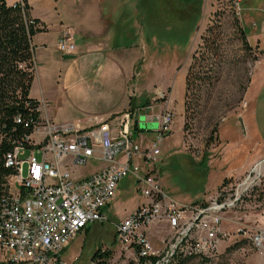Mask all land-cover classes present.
Instances as JSON below:
<instances>
[{"label":"rangeland","instance_id":"obj_1","mask_svg":"<svg viewBox=\"0 0 264 264\" xmlns=\"http://www.w3.org/2000/svg\"><path fill=\"white\" fill-rule=\"evenodd\" d=\"M206 1L204 7V0H163L160 3L140 0L135 9H125L120 23L134 18L135 24L130 21V24L122 25L125 33L121 42L141 55L136 68H130L129 90L133 103L131 107L129 97L130 107L126 112H132L133 117L134 113H140L138 127L141 134L138 136L152 141V132L158 125L149 117L147 106H153L154 112L166 108L170 91L167 88L171 86V98L175 101L167 109L173 113L174 121L160 146L156 168L164 192L179 203L207 205L225 188L224 197L234 193L238 184L250 175L251 182L242 201L223 214L222 228L228 234L219 240L216 250L207 255L181 258L176 264H247L248 261L264 264V258L256 253L259 250L241 232H236L240 227L236 221L245 222L251 231L263 228L264 150L260 151V148L264 143V93L257 104H250L249 111H255L249 112L252 119L249 120L247 114L243 117V123L247 122V125L243 128L240 124L237 147H233L232 141L224 145L219 137L221 124L236 117L246 107L256 63L264 61V47L249 43L241 36L237 29L239 18L230 0ZM244 3H239L242 18L245 17ZM33 13L43 15L46 12L36 3ZM247 28H250L249 23ZM51 37L50 33H40L34 38L30 96L44 100L42 110L45 114V107L51 121L88 126L95 115L101 114V97L86 94L77 84L64 89L61 85L64 73L65 82L74 81L73 70L68 68L73 58L50 43ZM40 43L48 44L47 51L55 60L54 65L42 59ZM187 72H190L189 103L185 105ZM115 123L116 120L112 121ZM32 137L37 141L39 134L33 133ZM249 148H256L257 152L253 149L251 153ZM245 155H255L252 164L236 176H226L227 168H240L247 161L243 159ZM203 157L206 159L201 162ZM101 165L99 161L91 160L85 167L72 168L71 174L78 177ZM116 198L106 208L112 222L126 218L143 201L130 175L119 182ZM157 228L162 235L168 233L165 224L153 226V241H156V235L160 236L156 234ZM114 231L111 222L89 224L63 251V258L69 264H98L102 260L105 264H127L124 252L114 241ZM97 249L108 251L110 255L92 262V254ZM1 261L6 262V259L0 252Z\"/></svg>","mask_w":264,"mask_h":264},{"label":"built area","instance_id":"obj_2","mask_svg":"<svg viewBox=\"0 0 264 264\" xmlns=\"http://www.w3.org/2000/svg\"><path fill=\"white\" fill-rule=\"evenodd\" d=\"M239 16L241 0H230ZM21 6L23 1L19 0ZM57 47L71 54L75 45L68 32ZM161 94V93H160ZM156 116L157 129L152 141L135 136L132 125L140 113L126 112L115 124L94 116L88 126L55 123L48 117L23 119L30 133L4 154V166L11 170L5 177L0 195V252L2 264H69L63 251L89 224L111 222L114 241L124 252L127 263L174 264L188 255H207L227 236L222 228L224 212L235 208L251 179L248 175L234 193L224 197L226 188L207 205L182 204L163 190L156 168L160 146L170 132L173 113L164 108ZM33 133L39 134L34 141ZM102 163L93 171L73 177L72 168L85 167L89 161ZM130 175L143 201L124 219L109 220L106 208L115 200L119 182ZM236 221V220H234ZM236 232L255 240L264 253V227L251 231L245 222ZM165 224L168 233L153 226Z\"/></svg>","mask_w":264,"mask_h":264},{"label":"crops","instance_id":"obj_3","mask_svg":"<svg viewBox=\"0 0 264 264\" xmlns=\"http://www.w3.org/2000/svg\"><path fill=\"white\" fill-rule=\"evenodd\" d=\"M22 1L29 4L30 14L33 18L39 19L43 24L45 22L49 23L48 26L45 25V31L34 35L33 42L34 38L40 33H50L52 34L50 43L52 42V44L56 47L58 39L64 32H68L71 36V40L75 45V50L73 53L66 56H71L73 58V62L70 66H68V68L69 70H73L74 81L71 83H68V81L65 82L64 77L66 76L64 73V75L61 76V80L63 82L61 85H63L64 89H68L69 87L77 84L86 94L100 96L102 102L100 117L108 119L111 124L112 121L118 120L119 117L126 113L130 107L129 97H132L130 96L131 90H129V78L132 73L130 68H136L135 64L141 56L140 53H137V51H133L135 49H131L128 45L126 47L121 42L123 39V33H125L122 25L130 24V21L135 24V19H130V21L125 20L120 23V18L125 14V9H135L140 0ZM157 1L160 3L163 0ZM242 1H245L242 7L245 17L242 18L239 12V23L245 33L247 41L257 46H261L262 48L264 47V0H241V2ZM16 2H19V0H7L8 4H14ZM36 3L45 9V14L39 15L33 13V7ZM206 4L207 1L204 0V7ZM136 14L137 11H134L135 16H137ZM247 23L250 24L249 29L247 28ZM40 44L43 48L41 51L43 53L42 59H44L47 64L54 65L55 60L52 58L51 53L47 51L48 44ZM59 72L61 75V71ZM167 89L170 91L168 94V100L166 101V108L173 106L172 102L175 101L171 98V86ZM159 91L161 90L159 89ZM263 93L264 61H259L256 63L254 75L247 92L246 107L236 117L226 119V121H224L219 128L220 141L224 143V145H227L228 141L233 142V147H237L238 144H240L236 140L241 132L240 124L243 125V128L247 125V122L246 124L243 123V117L247 114L250 117L249 120L252 119L249 112L255 113V111H249L250 104H257L258 98L262 96ZM34 99L38 101L40 117L49 118L48 111L45 107V114L42 110L43 104H41V102L43 103L44 100L42 98V100L37 98ZM117 100L118 102H116ZM139 134H141V132H137L135 135L138 136ZM230 134L231 136L229 137ZM153 136L154 132H152V137ZM253 149L249 148L251 153ZM254 150L255 151L253 152H257L256 148ZM262 150H264V143L260 148V151ZM249 155H245L243 157V159L247 161L242 164L240 168H227L228 170L226 172V176H236L240 172H243V170L249 166L248 164L251 165V162L255 160V155L248 157ZM260 168L261 166L258 170ZM116 199L117 198H115L114 201H116ZM111 204L108 207H110ZM261 217L263 223L262 227H264V215H261ZM70 243L67 245L65 250L68 248ZM256 253L264 258V253ZM250 262L251 261H248L247 264H250Z\"/></svg>","mask_w":264,"mask_h":264},{"label":"trees","instance_id":"obj_4","mask_svg":"<svg viewBox=\"0 0 264 264\" xmlns=\"http://www.w3.org/2000/svg\"><path fill=\"white\" fill-rule=\"evenodd\" d=\"M237 29L247 41L238 21ZM45 30V25L31 16L27 2L23 1L21 6L19 2L8 4L7 0H0V195L5 191V177L11 173L4 166V154L32 130V126L24 127L23 123H17L16 117L25 120L40 118L38 101L30 96V88L35 61L33 36ZM189 75L190 72L185 75V105L189 103ZM132 103L130 97L131 107ZM132 128L135 134L141 131L136 122ZM205 159L203 157L201 162ZM225 181L226 178L223 179ZM109 255L108 251L97 249L91 260L93 262ZM98 264H105V261Z\"/></svg>","mask_w":264,"mask_h":264},{"label":"bare ground","instance_id":"obj_5","mask_svg":"<svg viewBox=\"0 0 264 264\" xmlns=\"http://www.w3.org/2000/svg\"><path fill=\"white\" fill-rule=\"evenodd\" d=\"M256 170H258V169H256ZM250 242L253 244V247H255V240H250ZM188 256H195V255H188ZM188 256H186V257H188ZM186 257H183V258H186ZM174 264H176V263H174Z\"/></svg>","mask_w":264,"mask_h":264},{"label":"water","instance_id":"obj_6","mask_svg":"<svg viewBox=\"0 0 264 264\" xmlns=\"http://www.w3.org/2000/svg\"><path fill=\"white\" fill-rule=\"evenodd\" d=\"M149 117L152 118V119H155V120H156V118H157L156 116H153V115H149ZM138 124H139V123H138Z\"/></svg>","mask_w":264,"mask_h":264}]
</instances>
